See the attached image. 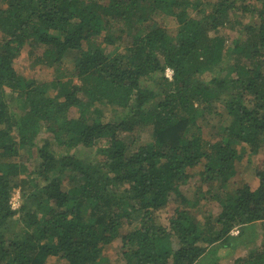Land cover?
I'll return each instance as SVG.
<instances>
[{
  "label": "trees",
  "instance_id": "16d2710c",
  "mask_svg": "<svg viewBox=\"0 0 264 264\" xmlns=\"http://www.w3.org/2000/svg\"><path fill=\"white\" fill-rule=\"evenodd\" d=\"M26 44L45 45L38 62L50 64L74 51L73 74H19ZM231 55L228 76L210 74ZM212 118L229 121L213 142L200 124ZM263 138L264 0H0V264H104L118 237L124 264H199L240 226L262 221L264 234V168L257 188L224 189L235 143L257 151ZM201 164L203 183L219 182L205 221L181 186ZM173 197L183 205L164 224ZM235 264H264V239Z\"/></svg>",
  "mask_w": 264,
  "mask_h": 264
},
{
  "label": "rangeland",
  "instance_id": "374dc122",
  "mask_svg": "<svg viewBox=\"0 0 264 264\" xmlns=\"http://www.w3.org/2000/svg\"><path fill=\"white\" fill-rule=\"evenodd\" d=\"M104 1V0H102ZM245 22L248 21L249 17H244L243 18ZM160 21V17L158 19ZM122 23H116L115 27L120 28L122 27ZM166 25L169 27L171 33L176 36L178 32V25H176L173 22H170L166 20ZM225 33H227L230 38L229 42L230 45L233 44L234 39L236 36H238V33L236 31L230 30V29H224L223 30ZM104 47L108 50L113 49L115 46L112 45H103ZM119 51H124L123 47L118 49ZM45 51V45H39V46H34L31 44H26L20 55L15 59L14 66L17 70V72L23 76H26L31 79H36L41 82H47L51 83L52 80L58 76V75H63L67 76L70 74H73L76 63H77V58L75 57V52H71L68 55H65L59 62L56 63H48V62H38L40 58H42L43 52ZM48 63V64H47ZM235 63V56H227L225 61L217 66L216 68L213 69L212 72H210L211 75H217V76H228V74L233 70L232 66ZM169 69L167 68L166 75L169 76ZM149 85L151 87H154L156 85V82L151 79L148 81ZM219 118L215 119H208V120H201L200 124L204 129V136L207 140L210 141H216L221 137V132L223 127H225V124L229 123V121H222L218 120ZM145 132L142 133L141 136V141L146 142L151 140V130L149 129ZM127 133H124V135ZM262 143L260 144V148L257 149V151L253 150L252 145H244V147L238 148V151L240 150L241 153L239 155V158L236 160V166L238 165V170H244L245 168L251 169L252 171L255 169L256 171L259 169L264 168V138L262 139ZM39 143H42V141H38ZM107 142L101 141L100 145H104ZM54 148L58 149L56 144L54 143ZM26 150H29L26 149ZM60 150V149H58ZM62 150V149H61ZM95 150L90 152L88 149H86V152L83 154H91L92 156L94 155ZM38 157H35L32 152L30 154V157L26 159L27 164L30 167V170H33L34 167L36 166V160ZM204 169V166L201 164L197 167H195L192 171V177L191 179L182 184V190L189 198L191 202H194L196 200H199L198 207H189L191 209L190 211L197 215L202 221H205L204 219L208 217L211 214H216L220 207L218 200H216V197H214V194L217 193L218 190V185L219 182L215 183L213 186H209L206 183H203L202 177H201V171ZM238 175V174H237ZM35 174L31 173L30 171L26 174H22L21 178H30L33 179L35 178ZM232 181L229 183L230 185V190H233L236 188L237 181H234L237 179V176H234L231 178ZM228 185V186H229ZM29 188V186H28ZM208 188H211L212 192L208 191ZM14 195L21 196L22 192L20 188H17L15 192L13 193L12 198ZM173 202L170 203L167 207L163 208L162 210L159 211L158 216L159 220L167 224L168 219L171 217L173 213H175V208L177 206L183 205L180 201V197H173ZM21 203H22V196H21ZM19 201V202H20ZM20 203V205H21ZM187 206V205H186ZM22 226L19 225V228ZM121 234L124 235L127 232L130 231V225L126 224L123 227L121 226ZM123 239L122 237H118L114 242L111 244H108L104 248V257H105V262L104 264H124L123 261ZM223 250L219 247H215L214 249L210 250L204 257V261L199 263V264H228L224 263L223 261L219 262L218 257L221 256V252ZM223 254V253H222ZM217 259V261H216ZM228 261V260H227ZM218 262V263H217ZM229 262V261H228ZM47 264H68L67 261L59 256H52L49 258Z\"/></svg>",
  "mask_w": 264,
  "mask_h": 264
},
{
  "label": "crops",
  "instance_id": "0c3cea01",
  "mask_svg": "<svg viewBox=\"0 0 264 264\" xmlns=\"http://www.w3.org/2000/svg\"><path fill=\"white\" fill-rule=\"evenodd\" d=\"M235 144L238 148L244 147V145H246L244 142H236ZM234 176H237V179L234 180L237 181V183H235L236 188L246 183L249 184L252 188H257L260 184V179L255 169L253 171L248 168H245L244 170H238L237 165L236 173ZM231 181L232 179L230 180V182ZM224 189H230V185ZM238 231L239 233H235L234 231L232 232L234 237L230 245H223L221 243H218V247L223 250L221 252V256L218 257L219 262L223 261L224 263L226 262L228 264H235L236 260L239 257L248 255L254 247L260 245L263 242L264 234L262 229V221H255L240 226L238 227Z\"/></svg>",
  "mask_w": 264,
  "mask_h": 264
},
{
  "label": "built area",
  "instance_id": "2783aa9c",
  "mask_svg": "<svg viewBox=\"0 0 264 264\" xmlns=\"http://www.w3.org/2000/svg\"><path fill=\"white\" fill-rule=\"evenodd\" d=\"M168 69H169V71H168L169 72V76L172 77L173 70L171 68H168ZM20 200H21V196L20 195L19 196L14 195V197L12 198V201H11V203H12L14 208H18L20 206V203H21ZM234 232L235 233H239L238 229H235Z\"/></svg>",
  "mask_w": 264,
  "mask_h": 264
}]
</instances>
